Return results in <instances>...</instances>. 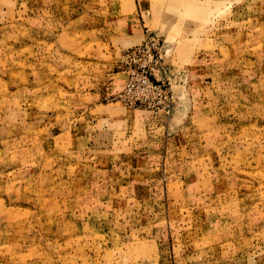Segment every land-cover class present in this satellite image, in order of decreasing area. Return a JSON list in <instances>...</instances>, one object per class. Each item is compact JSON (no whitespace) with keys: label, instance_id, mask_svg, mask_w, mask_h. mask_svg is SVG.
I'll list each match as a JSON object with an SVG mask.
<instances>
[{"label":"rangeland","instance_id":"374dc122","mask_svg":"<svg viewBox=\"0 0 264 264\" xmlns=\"http://www.w3.org/2000/svg\"><path fill=\"white\" fill-rule=\"evenodd\" d=\"M0 264H264V0H0Z\"/></svg>","mask_w":264,"mask_h":264},{"label":"built area","instance_id":"2783aa9c","mask_svg":"<svg viewBox=\"0 0 264 264\" xmlns=\"http://www.w3.org/2000/svg\"><path fill=\"white\" fill-rule=\"evenodd\" d=\"M137 52H141V50H136L135 53H137ZM138 82H141L145 86H151L152 85L151 81L147 77L140 75V73L136 69H134L131 72V74L128 77L127 82L125 84V93L132 92L135 89Z\"/></svg>","mask_w":264,"mask_h":264}]
</instances>
